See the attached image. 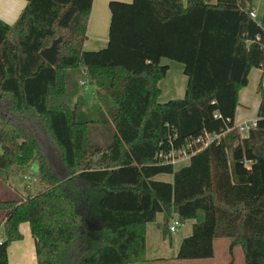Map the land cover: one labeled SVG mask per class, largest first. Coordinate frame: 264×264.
I'll return each instance as SVG.
<instances>
[{
	"label": "trees",
	"instance_id": "16d2710c",
	"mask_svg": "<svg viewBox=\"0 0 264 264\" xmlns=\"http://www.w3.org/2000/svg\"><path fill=\"white\" fill-rule=\"evenodd\" d=\"M93 1L26 0L14 24L0 19V174L28 168L39 184L0 200V264L23 223L38 264L145 263L158 214L165 235L174 220L195 221L177 260L211 259L229 239L231 252L264 264L262 85L256 127L247 138L234 128L240 91L264 70V11L259 22L254 0L111 1L108 45L86 51ZM59 39L51 65L41 53ZM163 59L188 78L185 96L166 103ZM206 134L221 140L179 170L160 157Z\"/></svg>",
	"mask_w": 264,
	"mask_h": 264
},
{
	"label": "rangeland",
	"instance_id": "374dc122",
	"mask_svg": "<svg viewBox=\"0 0 264 264\" xmlns=\"http://www.w3.org/2000/svg\"><path fill=\"white\" fill-rule=\"evenodd\" d=\"M215 2L216 0H212ZM130 2V1H128ZM132 2V0H131ZM253 7L258 12V18L259 20L263 17V11H264V0H254ZM25 8V7H24ZM23 8V9H24ZM3 10H9V2L8 6H2ZM23 9L20 11H23ZM16 12V11H15ZM19 16V15H18ZM17 20V18H16ZM7 23V22H6ZM163 64H166L170 67L169 72L167 74L166 79L163 80L162 87L164 91L162 92V95L160 97L161 103H166L173 99H168L169 94H173L176 91V96H179L182 94V88H184V91L187 87V81L188 78L184 74V65L175 62L169 59H163ZM179 67V69H178ZM91 90H93V87H91ZM81 91V90H80ZM85 92V91H84ZM83 93V91H82ZM86 95H88V101L85 104V110H90L92 106L94 105V101L92 100L93 94L86 89ZM184 97V95H182ZM179 97V98H182ZM259 96L257 95V92L253 90L251 92L249 103L246 104V107L240 108L238 120L239 122L242 121H253L257 119V113L259 109ZM86 113V112H85ZM88 117V115L86 114ZM89 122V117H88ZM94 134L92 135V138L94 141H100L101 138L99 137V134L96 131H93ZM184 156L180 157L179 159L183 158ZM178 159V160H179ZM177 160V161H178ZM187 165V160H183L180 163L175 165V170H179L180 168ZM25 176L27 177H33L32 173L28 168H19V167H13L10 170L0 174V200H20L23 198V196L26 195L27 192H35L39 188L38 182L34 181L33 179L27 180L25 179ZM162 178L168 179L170 178L173 180V175L164 174L162 175ZM175 220L172 222L174 224ZM150 227L152 229L153 234H151L150 239L148 241V245L146 247V262L140 263V264H173L174 262H179L180 264H205L206 260H193V261H180L176 259V256L178 254L179 246L178 241L179 239H182L183 236H185L187 230L191 227V222L185 221L175 233L170 237V235L167 233L166 235L163 233L164 230V221L162 214H158V217L154 222H152ZM28 228L29 226L25 224ZM3 227L0 228V238L3 235ZM190 236V235H189ZM188 237V236H187ZM186 238V237H184ZM32 239L31 236L27 237V240ZM25 238L23 239L24 241ZM33 241V240H32ZM230 242L229 239H222L217 241V246L222 245L221 242L228 243ZM221 243V244H220ZM27 246V242H26ZM237 258H241L242 256V249L237 248ZM18 254L17 258H20ZM228 256V258L231 260V256ZM223 256L219 255L217 258L218 260H221ZM225 258V257H224ZM243 258V257H242ZM236 261V264H241L240 260ZM150 261V262H149ZM243 261V260H242Z\"/></svg>",
	"mask_w": 264,
	"mask_h": 264
},
{
	"label": "crops",
	"instance_id": "0c3cea01",
	"mask_svg": "<svg viewBox=\"0 0 264 264\" xmlns=\"http://www.w3.org/2000/svg\"><path fill=\"white\" fill-rule=\"evenodd\" d=\"M111 1H120V2H126V3L131 2V0H94L93 1L90 19H89V23H88L87 40L84 43V49L86 51H98V50H101V49H104L107 47L108 42H109V30H110V23H111V11H110V7H109V4ZM128 1H130V2H128ZM183 1L186 3L187 0H183ZM8 2H9V10H3L2 6L3 7L8 6ZM26 5H27L26 0H0V19L3 20L4 22H7V24H10V25L14 24L16 21V18L18 19V17H19L18 15H20V11L24 7H26ZM253 10L256 12L255 9H253ZM257 13L258 12H256V14ZM256 19L259 22H261L263 17L261 20H259L258 14H257ZM170 67H171V65H170ZM178 69H179V67H178ZM162 82H163V80L160 82L161 95H162V92L164 91V89L162 87V84H163ZM261 85L264 87V70L257 69V68L252 69V71L250 72V75H249L248 86L245 87L244 89H242L240 91V94H239V106L237 108L236 117H235V124L236 125L241 124V123L250 122V121L239 122L238 115H239L240 108L246 107V104L249 103L251 92L253 90H255L257 92V95L259 96L258 106L260 107L262 98H261V94L259 93L258 90H259V87ZM183 91H184V88H182V94L179 96H176L177 95L176 91L173 94H169L168 99H179V97H182V95L185 96L186 90H185V92H183ZM160 97H159V102H160ZM253 121H255V120H253ZM190 157L191 156L183 157V158L179 159L178 161H176V163L174 165L180 163L183 160L184 161L187 160V164H188ZM157 179L162 180V181H166V182H172L173 181L170 178H168V179L162 178V175L157 176ZM162 216H163V221H164V215L162 214ZM189 221L191 222V227L189 228V230H187L185 236H183L182 239H179L178 245H181L184 237H187V236L189 237V235H191L193 232V225H194L195 221H193V220H189ZM151 223H148L147 228H146L147 245H148V241L150 239L151 234H153L152 229L150 227L153 224H151ZM25 224H27L29 226V228ZM19 229H20L21 234L23 235V238H22V240L13 242L9 246L8 264H38L37 257H36L35 240L32 236L30 225L28 223H23L20 225ZM168 234L170 235V237L173 235V233H168ZM28 236H31L32 239L27 240ZM24 238L27 241L23 242ZM171 239H172V237H171ZM218 240H222V239H218ZM218 240L215 241V245H214L215 246V256L211 259H207L206 262H204V263L205 264H236V261L239 259V258H237V252H238L236 250L237 248H235L233 250V252H231L230 251L231 241L230 242L227 241L228 243L221 242L222 245L217 246ZM26 242H27V246H26ZM179 248H180V246H179ZM178 252H179V250H178ZM18 254L22 255V256H20V258H17ZM219 255L223 256L221 258V260H218V258H217ZM225 255L231 256L232 259L230 260L229 259L230 257L228 258V256H225ZM239 260L241 261V264H248L244 258L243 253H242V256ZM173 264H180V263L174 262Z\"/></svg>",
	"mask_w": 264,
	"mask_h": 264
},
{
	"label": "built area",
	"instance_id": "2783aa9c",
	"mask_svg": "<svg viewBox=\"0 0 264 264\" xmlns=\"http://www.w3.org/2000/svg\"><path fill=\"white\" fill-rule=\"evenodd\" d=\"M250 15L254 19L257 18V14L254 10L250 13ZM256 125L257 123L255 120L252 122L241 123L238 125L234 124V128L239 132L242 138H247L251 130L254 129ZM221 136H222L221 134H206L200 136L199 138L190 140V142L183 149L177 152L173 151L166 155L161 154L160 157L164 158L167 162H171L175 164L176 161L182 156L184 157L191 156L192 154H195L196 152L207 148L212 143H219L221 140ZM25 179L27 180L33 179L34 181H36V179L31 176L30 177L25 176ZM178 226L179 223L175 221L170 228L171 232L175 233L177 231Z\"/></svg>",
	"mask_w": 264,
	"mask_h": 264
},
{
	"label": "water",
	"instance_id": "95a60500",
	"mask_svg": "<svg viewBox=\"0 0 264 264\" xmlns=\"http://www.w3.org/2000/svg\"><path fill=\"white\" fill-rule=\"evenodd\" d=\"M60 41H61V39L55 41L50 48L45 49L41 53L42 57L51 65H55L56 62H57L58 53H59L58 45H59ZM78 123L79 124L88 123V117L86 116V114L84 112H80V114L78 116ZM33 171L34 172L38 171V166L37 165H34Z\"/></svg>",
	"mask_w": 264,
	"mask_h": 264
}]
</instances>
